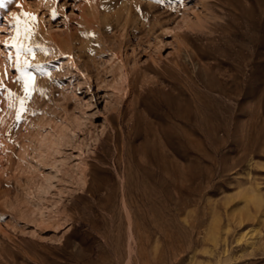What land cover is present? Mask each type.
Instances as JSON below:
<instances>
[{
	"label": "rangeland",
	"instance_id": "1",
	"mask_svg": "<svg viewBox=\"0 0 264 264\" xmlns=\"http://www.w3.org/2000/svg\"><path fill=\"white\" fill-rule=\"evenodd\" d=\"M0 264H264V0L0 8Z\"/></svg>",
	"mask_w": 264,
	"mask_h": 264
},
{
	"label": "snow or ice",
	"instance_id": "2",
	"mask_svg": "<svg viewBox=\"0 0 264 264\" xmlns=\"http://www.w3.org/2000/svg\"><path fill=\"white\" fill-rule=\"evenodd\" d=\"M12 0H0V8H4L7 5H10Z\"/></svg>",
	"mask_w": 264,
	"mask_h": 264
}]
</instances>
